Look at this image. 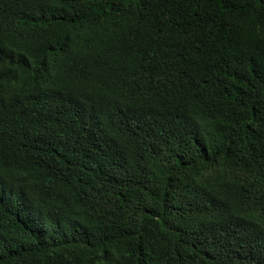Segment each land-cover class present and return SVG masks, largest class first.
<instances>
[{
    "label": "trees",
    "instance_id": "1",
    "mask_svg": "<svg viewBox=\"0 0 264 264\" xmlns=\"http://www.w3.org/2000/svg\"><path fill=\"white\" fill-rule=\"evenodd\" d=\"M0 264H264V0H0Z\"/></svg>",
    "mask_w": 264,
    "mask_h": 264
}]
</instances>
